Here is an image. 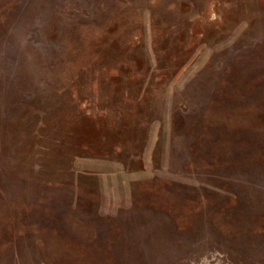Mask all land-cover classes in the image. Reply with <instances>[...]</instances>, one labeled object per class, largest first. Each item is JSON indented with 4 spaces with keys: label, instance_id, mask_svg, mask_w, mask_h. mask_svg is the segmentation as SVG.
Returning a JSON list of instances; mask_svg holds the SVG:
<instances>
[{
    "label": "rangeland",
    "instance_id": "rangeland-1",
    "mask_svg": "<svg viewBox=\"0 0 264 264\" xmlns=\"http://www.w3.org/2000/svg\"><path fill=\"white\" fill-rule=\"evenodd\" d=\"M264 0H0V264H264Z\"/></svg>",
    "mask_w": 264,
    "mask_h": 264
},
{
    "label": "trees",
    "instance_id": "trees-1",
    "mask_svg": "<svg viewBox=\"0 0 264 264\" xmlns=\"http://www.w3.org/2000/svg\"><path fill=\"white\" fill-rule=\"evenodd\" d=\"M263 119H264V117H263Z\"/></svg>",
    "mask_w": 264,
    "mask_h": 264
}]
</instances>
